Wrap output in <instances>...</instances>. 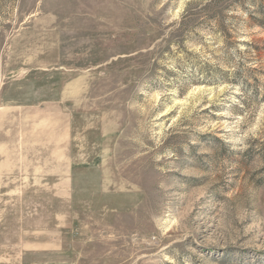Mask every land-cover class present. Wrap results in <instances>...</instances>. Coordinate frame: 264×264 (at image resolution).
Wrapping results in <instances>:
<instances>
[{"label": "rangeland", "instance_id": "obj_1", "mask_svg": "<svg viewBox=\"0 0 264 264\" xmlns=\"http://www.w3.org/2000/svg\"><path fill=\"white\" fill-rule=\"evenodd\" d=\"M0 264H264V0H0Z\"/></svg>", "mask_w": 264, "mask_h": 264}]
</instances>
